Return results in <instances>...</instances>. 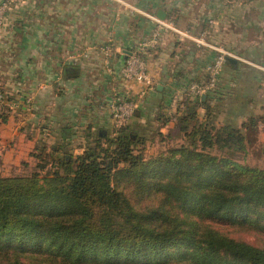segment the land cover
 <instances>
[{"label": "trees", "instance_id": "1", "mask_svg": "<svg viewBox=\"0 0 264 264\" xmlns=\"http://www.w3.org/2000/svg\"><path fill=\"white\" fill-rule=\"evenodd\" d=\"M225 65L239 68L229 59ZM223 68L205 100L183 92L192 106L178 127L190 144L171 150L170 158L160 155L145 164L135 154L145 139L126 124L111 139L94 136L102 146L91 143L80 155L57 159L59 168L44 184L37 175L0 177V264L34 258L60 264H264V168L233 159L245 146L243 130H255L258 120L251 116L238 127L230 117L235 101L251 99L245 110L256 95L252 84H244L248 94L232 96ZM208 80L209 72L204 81L188 84ZM172 100L163 99L159 108L174 112ZM197 108L206 111L205 122H199ZM222 110L230 118L218 128ZM192 121L196 126L189 132ZM214 149L225 156L212 155ZM124 184L126 191L136 185L140 197L153 194L148 214L134 210ZM235 233H253L259 242Z\"/></svg>", "mask_w": 264, "mask_h": 264}, {"label": "crops", "instance_id": "2", "mask_svg": "<svg viewBox=\"0 0 264 264\" xmlns=\"http://www.w3.org/2000/svg\"><path fill=\"white\" fill-rule=\"evenodd\" d=\"M230 1L27 0L12 7L0 28V109H7L0 110V146L30 144L31 152L39 140L53 141L51 151L59 155L76 138L111 137L117 126L110 103L138 99L144 89L120 76L127 57L144 45L155 87L141 100L134 123L150 119L148 106L188 90L189 80L204 81L218 50L238 61L237 70L223 68L229 93L262 83L264 0ZM158 21L208 45L160 29ZM107 45L111 56L100 49ZM87 142L77 148L84 151Z\"/></svg>", "mask_w": 264, "mask_h": 264}, {"label": "rangeland", "instance_id": "3", "mask_svg": "<svg viewBox=\"0 0 264 264\" xmlns=\"http://www.w3.org/2000/svg\"><path fill=\"white\" fill-rule=\"evenodd\" d=\"M252 1L255 0H243L239 3H234V1L231 0L230 2L234 5H243L251 3ZM252 87L253 88H251V92L256 95V103L250 102V104H247L248 108L244 110V102L246 103V101H249L251 99L244 101L241 97V100H239L238 102H234L236 103L234 105L235 111L233 114L230 115V117L232 115L235 116L237 118L235 121L236 126L241 127L244 122L246 123L249 121V118H251V116H255V118L258 120V128H256L255 130H243V133L245 132V146L243 150L239 152L233 159L239 165L262 169L264 168V155L262 153L264 145V122H261V119L264 117V80L260 84H252ZM236 93L248 94V91L243 86H239L238 89H235L232 96H234V94ZM15 94L16 93H13V96ZM175 94L177 95L183 93L175 92ZM187 99L188 97L182 101L180 100L181 105L179 104V111H177L176 109L178 104L176 105V108L171 107L174 112L168 110L166 106L164 107V109H160L159 105H157V107H153L155 105H150L146 109L148 112L145 111V114L149 116L148 118L150 119H146L143 123H134V119H132L128 123L131 124L130 127L134 129L133 131L138 132L140 136L145 139V145L139 146L135 152L136 155L141 154L144 156L145 164H149L151 161H154V159L156 160V158H158L160 155H165V157L170 158L171 150H177L181 147L189 146L190 142L184 139V133L180 132V127H178V125H180V118H184L187 115L186 111L189 107L192 106V103L190 102L191 99H188V101ZM160 105H162V101L160 102ZM11 106L14 107L13 104L9 105V110H11ZM0 110L1 112H4V114H6L7 112V109L4 108ZM184 111L186 112V114ZM222 111L223 112L217 116V119H215V124L218 128H222L226 124V120L230 118L227 116L224 110ZM195 113L199 117V122L202 123L207 120V118L205 117L206 111L204 110V108H197ZM17 116L19 118L20 114H18ZM195 126L196 122L192 121L189 124V132L193 131ZM160 133L163 136L160 137L158 135ZM113 135L115 134H112L111 137H109L108 139L113 138ZM96 139V137H93L91 142L88 143L87 138L86 140L84 138H81L80 140L76 138L74 143L70 147V150H67L66 152L72 154L73 156L80 155L83 153V150L81 151L77 147L80 144H85L86 142L88 143L87 145L92 143L90 148L102 146L99 145L100 141H97ZM38 142L39 144L38 146H36V149H32L31 152L30 144H20V146H18L19 144L17 143L16 146H14V144H12L11 146V144L9 143L7 144L8 146H0V177L29 179L37 175L40 184H44L48 177H50L53 172H55L59 168V165L57 164V159L62 158V156H65L66 152H62L59 155L53 153L51 151V147L55 146L53 141H50V143H48V141L44 142L43 140H39ZM44 145H47V147H44ZM105 148L107 147L105 146ZM10 150L12 151L11 154L9 152ZM5 151H7L6 156L4 154ZM97 151L101 152L102 150ZM211 154L217 156H225L224 152H218L216 149H214ZM136 184H139V182H136ZM125 186L126 185L124 184L122 187L123 192H121L127 195L128 199L134 206V210L140 214H148L154 206L152 205V203H156L154 202V200H152L153 194H150L147 198L140 197L138 195H135L136 185H129V189L127 191L125 190ZM118 190H120V188ZM224 228L230 229L226 226H224ZM229 231H232V229ZM235 235L252 243L259 242L257 238L253 235V233H235ZM28 264L60 263L55 261H43V259L34 258L29 261Z\"/></svg>", "mask_w": 264, "mask_h": 264}, {"label": "built area", "instance_id": "4", "mask_svg": "<svg viewBox=\"0 0 264 264\" xmlns=\"http://www.w3.org/2000/svg\"><path fill=\"white\" fill-rule=\"evenodd\" d=\"M27 0H4L0 4V28L4 25V21L7 13L12 7L26 2ZM119 1L120 0H115ZM234 3H239L243 0H233ZM159 28H168L174 33L184 38L190 39L199 45H208L203 38H195L189 32H181L171 24L158 21ZM160 31H157L155 39L159 36ZM148 45L142 46L141 49L135 50L130 56L127 57L124 67L120 71V76L127 82H139L144 85V89L138 99L128 101H113L110 103L109 110L112 118L117 127L128 124L138 110L141 100L147 95V93L155 87L152 77L149 75L148 66L144 55V49ZM107 56H111L112 49L109 45L100 48ZM219 56L215 60L214 64L209 68V80L202 84H192L188 88V92L193 97H202L206 95L211 89H213L217 83V79L221 73L222 68L225 65L227 59H237L235 56L227 51L218 50ZM261 68V67H260ZM264 69V68H261ZM1 99V96H0ZM179 101V94L174 95L172 107H176Z\"/></svg>", "mask_w": 264, "mask_h": 264}, {"label": "water", "instance_id": "5", "mask_svg": "<svg viewBox=\"0 0 264 264\" xmlns=\"http://www.w3.org/2000/svg\"><path fill=\"white\" fill-rule=\"evenodd\" d=\"M158 16H159L160 19L165 20V17H166V16H165L164 13L159 12ZM229 62H231V63H233V64H236V63H237V61L234 60V59H229ZM202 99L205 100V99H206V95L202 96Z\"/></svg>", "mask_w": 264, "mask_h": 264}]
</instances>
